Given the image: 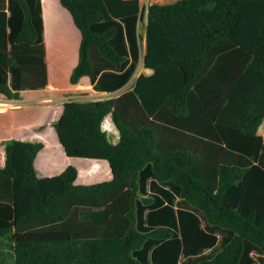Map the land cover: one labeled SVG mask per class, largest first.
<instances>
[{"label":"trees","instance_id":"trees-1","mask_svg":"<svg viewBox=\"0 0 264 264\" xmlns=\"http://www.w3.org/2000/svg\"><path fill=\"white\" fill-rule=\"evenodd\" d=\"M16 1L12 15L0 9V93L10 99L22 94L9 76L29 60L18 57V48L43 36L40 0ZM61 1L82 32L72 83L97 77L93 48L122 68L142 47L145 66L155 71L142 73L118 96L67 100L54 122L66 154L109 161L110 180L76 184L80 170L73 164L40 177L35 161L45 143L6 141L0 239H12L14 264H144L139 251L174 234L157 225L175 220L169 205L149 211L145 222L155 199L140 198V191L151 177L170 199L175 193L201 212L209 227L234 234L214 257L190 264H241L247 241L264 253V0L148 7L140 0ZM231 47L245 55L238 86L246 85L248 96L238 90L220 96L209 79ZM246 78L252 82L244 84ZM110 113L120 132L117 143L103 129Z\"/></svg>","mask_w":264,"mask_h":264},{"label":"crops","instance_id":"crops-1","mask_svg":"<svg viewBox=\"0 0 264 264\" xmlns=\"http://www.w3.org/2000/svg\"><path fill=\"white\" fill-rule=\"evenodd\" d=\"M175 1L177 0H140V3L142 7H148L154 3L165 4ZM40 6L43 24L42 40L31 47L18 48L16 53L18 57H25L29 60L24 65L22 64L21 71L16 77L12 72L9 76L10 83L15 89L21 91L22 97L10 99L0 93V167H5L7 163L6 141L12 138L27 139L14 133L17 127H23L30 123L29 113V120L26 123L17 122L16 119L22 115L16 110L23 107H13V101L20 104L39 100L40 103L49 106L44 108L57 106L60 110L59 118L63 112L64 103L71 98L101 99L118 96L132 89L142 73L153 74L155 71L154 68L145 66L142 47L139 48L137 59L132 52L128 54L122 68H117L97 49L93 48L92 61L94 66L100 69V72L95 79L85 75L78 83H72L71 75L80 60L82 32L77 26L71 11L63 5L61 0H40ZM0 9L8 10L9 15H12L11 1L0 0ZM11 28L10 25V30ZM138 32L145 35L144 23L141 27L140 23L138 24ZM130 44L128 40L129 48ZM12 46L13 43L10 40V47ZM36 52L38 53L36 54ZM244 56V53L235 47H231L228 52L220 55L219 62L215 64L216 71L210 77L208 76L210 81L213 80L212 82H214V91L221 92L219 93L220 96L228 97L232 95L233 90H238L243 96L250 95L246 91L248 89L245 87L246 85L238 86L247 66L246 60H243ZM14 79H19L22 84H14ZM122 79L124 84L121 86L115 84ZM249 82L252 81L247 78L244 80V84ZM7 104L12 106H6ZM38 119L40 120V118ZM103 129L108 133V136L110 134L114 135L113 143L118 142L120 132L114 122L112 113L105 117ZM259 131L264 136V122ZM26 135L29 137V134ZM60 146L62 147L61 142ZM63 152L66 154L64 147ZM45 154L47 153L41 150L36 159L40 177L61 173L73 160L70 158V161L61 162L51 156V162H45L43 160ZM104 162L107 164L109 178L112 179L113 175L109 161L105 159L94 161V163ZM53 163H58V166L52 165ZM79 177L81 178L80 173ZM79 177L76 183H78ZM152 181V177L149 178L142 189L143 196H151L155 199L152 205L147 208L146 213L151 210L161 211L164 206H171L175 214V220L171 223H158L157 225L172 229L174 234L168 240L153 243L147 252L139 251L137 257L144 264H190L206 257L212 258L233 238L234 234L229 230L209 227L201 212L192 208L175 193L173 194L175 195L174 199H170L169 194L160 190L158 184L154 186ZM147 216L145 222L148 224ZM12 245L13 241L10 237L0 239V264L7 263V255L14 259ZM241 264H264V253L259 245L247 241Z\"/></svg>","mask_w":264,"mask_h":264},{"label":"rangeland","instance_id":"rangeland-1","mask_svg":"<svg viewBox=\"0 0 264 264\" xmlns=\"http://www.w3.org/2000/svg\"><path fill=\"white\" fill-rule=\"evenodd\" d=\"M7 1H11V0H7ZM141 26L142 23H140V27ZM122 81L123 79L115 84H120L121 86L122 84H124V82L122 83ZM15 82H16L15 84H22V82L20 83H18L17 81ZM13 104H14L13 107L15 108L23 107L20 110L19 109L16 110L19 112L20 115H22L16 119L17 122L26 123V121H28L30 117V123L28 125H24L23 127L22 126L17 127L15 129L14 134L20 135V137L21 136L26 137L27 139L24 140H28L32 142H38V141L44 142L45 146L42 149V151L44 150V153L50 154L51 156L55 157L57 161L66 162V161H70L69 160L70 158L73 159L71 164L76 165L79 168L81 175V178L79 177L78 183L76 184L91 185L110 179L108 175L109 172L107 171L106 162L94 163L96 159L93 158H83V157L72 158L67 154H64L63 146L62 147L60 146V140L54 126V122L57 120L58 115L60 114V110L57 106L44 108L49 106L40 103L39 100H33L30 101L29 103L22 102L20 104L17 101H13ZM6 106H12V105L7 104ZM28 113H29V117H28ZM38 118H40V120ZM26 134H29V137H27ZM114 138L115 137L113 134L109 135V140L111 142H114ZM52 165L58 166V163H53ZM36 168H37V160H36ZM37 172H38V176H40L38 169ZM142 175L144 176V174ZM140 195H141L140 198H142L143 196L142 190L140 191ZM146 216L147 213L145 214V217ZM6 262L8 264H14V259L9 255H7Z\"/></svg>","mask_w":264,"mask_h":264},{"label":"bare ground","instance_id":"bare-ground-1","mask_svg":"<svg viewBox=\"0 0 264 264\" xmlns=\"http://www.w3.org/2000/svg\"><path fill=\"white\" fill-rule=\"evenodd\" d=\"M33 52H34V51H33ZM37 53H38V52H36V54H37ZM40 53H41V52H40ZM32 55H33V54H32ZM35 56H36V55H35ZM38 56H39V55H38ZM42 56H43V55H42ZM40 57H41V56H40ZM37 58H38V57H37ZM41 60H42V59H41ZM39 63H40V61H39ZM39 63H38V64H39ZM102 65H103V64H102Z\"/></svg>","mask_w":264,"mask_h":264}]
</instances>
